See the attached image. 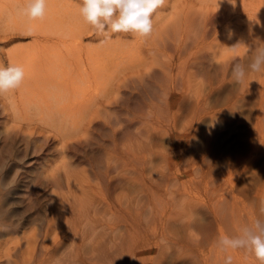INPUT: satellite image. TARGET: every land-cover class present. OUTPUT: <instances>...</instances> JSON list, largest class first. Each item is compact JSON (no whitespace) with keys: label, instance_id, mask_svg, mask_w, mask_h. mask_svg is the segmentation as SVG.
<instances>
[{"label":"rangeland","instance_id":"obj_1","mask_svg":"<svg viewBox=\"0 0 264 264\" xmlns=\"http://www.w3.org/2000/svg\"><path fill=\"white\" fill-rule=\"evenodd\" d=\"M195 1L166 0L153 15L154 30L148 37L114 33L103 44L104 37L94 38L93 31L94 37L84 38L86 44L108 46L119 56L114 55L109 69L103 97L108 103L87 112L88 117L96 112L87 123L88 130H84L87 117L78 119L84 122L85 136L79 131L67 139L63 151L49 118H43L46 125L36 116L31 123L16 117L17 121L13 118L6 124L8 112L0 96V215L6 208L12 211L17 231L11 236L21 237L32 228L44 231L51 216L46 206L54 190L57 201L68 200L72 206L79 230L88 232L80 240V248L87 251L84 257L94 256L97 263L109 264L111 258L114 264L111 260L122 254L115 252L114 243L121 240L123 257H128L129 231H134L136 264H224L227 255L233 257V264H259L244 249L221 251L218 240L237 236L242 227L264 219L260 211L264 204V95L258 80L250 87L235 82L233 65L243 64L249 76L247 66L252 60L232 55L230 49L228 61H221L215 54L219 37H214L211 23L203 34L205 44L196 48V39L204 36ZM66 2L79 11L83 0ZM186 4L196 6L185 13L182 24L180 11ZM172 6L179 10L177 17L172 16ZM215 16L212 25L219 20ZM173 17L177 25H172ZM229 33L226 29L225 34ZM1 39L0 61L7 66L3 51L28 38L15 40L6 49ZM180 39L185 42L177 47ZM115 155L119 157L115 165H108ZM46 174H52L56 183H35L45 180ZM13 179L20 184L11 186ZM4 186L11 192L4 191ZM39 202L41 213L33 219ZM111 224H117V230L108 231ZM95 238L102 242L100 246ZM68 249L56 257L65 256Z\"/></svg>","mask_w":264,"mask_h":264},{"label":"bare ground","instance_id":"obj_2","mask_svg":"<svg viewBox=\"0 0 264 264\" xmlns=\"http://www.w3.org/2000/svg\"><path fill=\"white\" fill-rule=\"evenodd\" d=\"M193 1L194 0H189V2H193ZM195 3L197 4V9H196L197 14H199L198 16L199 21L197 18V22L200 23L199 24L200 26L202 25L201 26L202 36H204L203 34L206 35V32H208V26L211 23L212 27L210 28H212L213 34H215L214 37H216V35L217 37H219V40H217L215 44V48L217 47L215 54L218 58L221 59V61L227 59L226 57L228 56V53H230L229 51L230 49L232 51L231 52L232 55L237 54L242 59L245 58V60L253 59L255 55V47L257 45H260L261 43H264V0H196ZM196 4H192V5L186 4L187 5L186 7L184 6L182 7V11H180V13L182 14V17H180L181 18L180 23L183 24L182 19L185 21V18L187 17V16L184 17L185 13L189 12L190 9L193 10ZM24 6H25V0H0V38H2L1 43L3 44V46L5 47L10 45L11 43L13 44L15 40H19V39L23 40L28 38V41L11 45V47L8 48L5 47V49L6 48L7 49L3 51V55L7 65L9 63L14 65H21L25 70V78L22 86L19 89L14 90L13 92L6 93L3 96H1L2 98H4V102L3 99H1L2 100L1 104L4 103L3 108L7 109L5 111L8 112V113L6 112L8 117L7 119L8 122H6V124L11 123V121L16 119V117H19L22 120L23 119L28 120L29 123L32 122L31 120L33 121L35 120L34 118L35 116L39 120H43V118H49L51 121L52 120L54 121L53 125L52 123L49 122V126H51V129L52 126L53 128L54 126H56L54 128L55 129L54 132L57 131L56 133L58 135L57 141L58 144H60L59 146L63 151L67 139L69 140L73 136H74L73 138H75V135H78V133L81 132L83 136H85L84 134L86 132L81 130L84 128L83 124L84 122H86V125L87 123L89 124L90 123L89 120L93 119L94 117L93 114L96 112L90 114L91 117L93 116L92 118L87 116L88 113H90V111H94V110L96 111L99 105L103 107V105L106 104L105 101L107 99H103V97L106 96L107 94V87L110 79L109 78L110 76L108 77V75L110 74L109 72L110 65L112 61H114V59L117 57L114 55L119 56V53L118 52L114 53L113 52L114 50L113 51L110 50L111 48L105 45L90 46L91 44L89 45L83 42L85 37L91 38L93 36L92 32L94 30L89 24H87L83 20V18L80 15V12L76 11L75 10L76 8L73 5L72 6L75 9L72 6L70 7V5L69 6L67 5L66 0H47V12L45 18L43 20H36L31 22H29L25 17L18 14L17 10ZM172 9H173L172 16L177 17L179 13L178 8L176 7L173 8L172 6ZM214 16L215 17L219 16V20L214 25H212ZM176 17L175 18L173 17L174 22H172V25L174 24L177 25V23H175L178 20ZM243 18H245L244 21ZM191 21L192 18L189 20V22ZM199 25L198 27H200ZM226 29L230 30L229 35L225 34ZM29 30H31V34L29 33ZM198 34L199 32H197V35ZM193 37L195 36L193 35ZM205 37L207 36L196 39V45H197L196 48L198 47L200 48V46L203 47L202 44L203 43L205 44V40H204L206 39ZM94 38L101 39L102 37L95 35ZM181 40L183 39H180V42H178L177 47H180L183 44V42H185V40L182 42ZM107 43L109 42L107 41ZM225 48L228 49V51H225ZM232 55H229V57ZM0 65H3L1 61H0ZM114 66L115 65H113L112 67ZM258 73L251 71V73H249V76L248 74H246V77L241 84L250 87L251 83H253L254 81H256L257 83L258 80L257 83L259 84L258 87H260L259 89L261 90L262 95H264V71H261V73L259 74ZM83 116L84 118L87 117V121H85L86 119L84 120ZM80 118L83 119L84 122L79 121ZM78 121L80 123H78ZM44 125H46L45 122ZM87 127L89 126L88 125L85 126L84 130L85 129L88 130ZM56 128L60 130V132ZM82 134L80 135L82 136ZM54 136L56 137L55 134ZM112 140H114V138ZM78 141H80L79 138ZM72 142L73 141H71V143ZM65 149L67 148L65 147L64 150ZM117 155L113 156L112 159L108 158L110 159L107 160L108 165L111 166L113 162L118 160L119 157ZM53 171L54 168L52 167L51 173ZM47 174L44 177L45 180H41L42 178H39L40 180L39 179L36 180L35 183H44L45 181L48 180L49 182H53V184L56 183V179L51 177V175L54 173H52L50 177L49 175L47 177ZM66 182H67L66 184H69L68 176H66ZM10 183H12L11 186H17L20 184L17 179L11 180ZM6 187L3 188L4 191L6 190L8 192H11V189H8ZM16 190L13 189V191ZM58 197L60 199V196ZM57 200H58L57 194L54 190H52L50 203L47 206L45 205L47 207L45 208L49 211L51 216L50 219L47 221L45 229L42 233H40V229L32 228V230H30L28 233H22L21 237L18 238L13 237L10 234L17 231L16 228L17 223L14 224V221L11 219L12 211L9 210L10 208H6L5 213L3 215H0V239L3 237L1 239L2 241H0V264H89V263L104 264L105 263L103 262L104 258H102L103 263L100 262L97 263L99 260L98 261H95V259L92 260V257L94 256L89 257V259H91L92 261H89L87 257H84L87 251L80 248L81 246L80 240L85 239L86 230L85 228L84 230L83 229L79 230L81 226L80 223H79L80 226L79 225L77 226L75 224L77 222H74L75 219L72 216L73 210H71L70 208L72 206L69 204V202H67L68 200L64 201V204L60 202L61 200L60 201ZM2 204L3 202H1V208H2ZM40 210H41V204L39 202V206H35L34 209L36 215L32 213L33 219L39 218V212L41 213ZM134 217L135 216H133V218ZM89 218H91L90 214H89ZM84 221L85 219L82 221V224ZM91 224L92 223H89V225L87 226H90ZM100 228H102V226ZM105 228L103 230H106ZM107 228H109L108 231L110 230L114 231L115 229L117 230V224L116 225L111 224L110 227ZM95 230H98V228H96ZM129 232H130L129 234L130 238L128 239L130 240L129 243L131 244V245L129 244L130 245L129 256L126 258L123 257L124 256L123 250L125 247L123 245L124 243H122V240L121 241L119 240L120 242L114 241L115 250H116L115 252H119L122 254L120 256L118 255L115 256L112 259L113 261L111 260V263L113 262L114 264H136L137 258L135 256L136 255L135 253L138 250L135 251L136 246L134 243L136 240H133L136 239V237L134 236V231H129ZM86 233L88 232L86 231ZM92 235L93 234H91L90 236L92 237ZM39 236L41 237L39 238ZM113 237L115 236L113 235ZM87 239L90 238L87 237ZM96 241L98 242L97 245L102 243L97 239ZM64 245L66 249L67 247L69 248L68 252L65 253V256H63L62 254V257H59V255L58 257H56V254H58L60 251L61 252L67 251L65 248L62 249ZM125 245L126 247L129 246L127 244ZM99 246L97 247L99 248ZM91 251L94 252V249ZM95 251H97L96 247H95ZM93 252L92 253L90 252L91 255L93 254ZM94 254L96 253L94 252ZM107 254H110V252L106 253V255ZM101 255L102 254H100V256ZM111 256H113V254ZM96 257L97 259L98 258L100 259V257L98 256ZM109 258L110 257H108V259ZM110 259H109V264H110Z\"/></svg>","mask_w":264,"mask_h":264},{"label":"clouds","instance_id":"obj_3","mask_svg":"<svg viewBox=\"0 0 264 264\" xmlns=\"http://www.w3.org/2000/svg\"><path fill=\"white\" fill-rule=\"evenodd\" d=\"M166 0H83L79 12L97 36L104 37L101 43L111 39L114 33H130L138 37H148L154 30L153 15L164 6ZM18 14L29 22L43 20L47 12V0H25V6ZM31 34V30H29ZM252 72L264 70V43L255 47V55L247 66ZM232 77L242 83L247 70L243 64L233 65ZM25 78L21 65L9 63L0 65V96L19 89ZM264 215V204L261 207ZM221 251L244 249L253 254L259 264H264V219L257 218L251 226L242 227L240 234L221 236L218 240ZM224 264H233V257L227 255Z\"/></svg>","mask_w":264,"mask_h":264}]
</instances>
